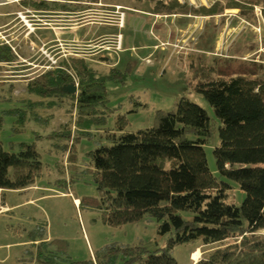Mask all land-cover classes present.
<instances>
[{
  "label": "rangeland",
  "instance_id": "374dc122",
  "mask_svg": "<svg viewBox=\"0 0 264 264\" xmlns=\"http://www.w3.org/2000/svg\"><path fill=\"white\" fill-rule=\"evenodd\" d=\"M157 1L0 0V46L14 55L11 61H0V141L6 151L33 144L42 164L34 190L7 193L9 201L31 196L35 202L20 205L15 216H0V227H9L0 242L24 240L44 227L43 235L63 239L68 258L79 264H96L111 245L166 246L173 233H159V222L147 215L117 226L104 221L102 209L92 202L102 192L89 152L98 143L108 144L106 137L119 134V125L125 132L151 126L155 110L172 109L181 96L202 107L213 124L204 149L210 172L229 185L225 201H243L245 192L218 175L213 151L220 121L195 87L219 75L264 79V0H159L173 5L171 14L156 13ZM78 25L83 26L81 33L69 32ZM108 25L113 27L102 30ZM74 59L85 60L95 76L110 77L106 97L91 113L78 111L77 91L42 95L28 89L59 69L69 72L78 87L70 67ZM42 84L36 85L43 89ZM256 233L264 236V229ZM218 244L193 239L176 244L171 253L177 264H194L193 250H200L199 260ZM16 245L0 251L9 252L6 264L22 254L23 247ZM28 246L34 250L35 244ZM115 264H121L119 256Z\"/></svg>",
  "mask_w": 264,
  "mask_h": 264
},
{
  "label": "trees",
  "instance_id": "16d2710c",
  "mask_svg": "<svg viewBox=\"0 0 264 264\" xmlns=\"http://www.w3.org/2000/svg\"><path fill=\"white\" fill-rule=\"evenodd\" d=\"M160 3L153 7L156 13H175L173 5ZM13 58L9 47L0 46V61ZM72 63L79 79L76 107L91 113L106 97L105 80L110 77L95 76L83 59ZM72 81L69 72L53 70L28 89L46 95L62 92L61 87ZM195 89L220 121L219 144L213 151L218 175L245 192L243 201L240 205L225 201L229 185L210 172L204 149L213 124L202 107L181 96L172 109L155 110L151 126L125 132L119 125V134L106 137L108 144L98 143L89 152L94 181L102 192V198L92 202L102 209L104 221L117 226L147 215L159 222V233L171 232L174 237L154 249L111 245L96 264H115L117 256L121 264H177L173 246L193 239L220 243L194 264H264V236L256 233L264 229V79L219 75ZM41 170L33 144L21 143L17 151H6L0 141V190L30 187ZM39 228L29 235L39 240L35 257L40 264H79L68 258L63 239L44 241L45 228ZM48 246L55 250H47Z\"/></svg>",
  "mask_w": 264,
  "mask_h": 264
},
{
  "label": "crops",
  "instance_id": "0c3cea01",
  "mask_svg": "<svg viewBox=\"0 0 264 264\" xmlns=\"http://www.w3.org/2000/svg\"><path fill=\"white\" fill-rule=\"evenodd\" d=\"M111 26L113 27V25H108L105 27L101 26V28H102V30H104V29L111 28ZM82 27H83L82 25H78L76 27L75 26L70 27L69 29H75V30H69V32L80 30L79 33H81ZM120 37H121V35H119V38ZM36 186L37 185L34 183L32 186L27 187V188L22 189V190H0V216L7 214V213H8V217H10L11 215L15 216L14 211H16L20 205H22L23 203L33 204L35 202V198H33L31 196L26 197L25 200L22 202L11 201V200L9 201V199L7 198V193H13L14 194L17 192H28L29 190H34ZM61 194H64V193H61ZM73 200H74V203H76V204L78 203V202H76V200H78L77 198H74ZM15 219H19V217H16ZM7 231H9V227H8V223H5L4 225H2V227H0V235L5 236ZM43 237H44V239H43L44 241H48L50 239H53V237L48 233L43 235ZM31 238L32 237L29 235L28 238H25L24 240L22 238H20L19 240L15 241L13 243H6L5 241L0 242V251L4 250L8 245L17 244L16 245L17 247H23V248L20 250L22 254L20 255V253H18L17 256L15 255L16 257L14 258V261L12 260L14 264H20L22 262L27 263V264H40L35 257L36 246H37V243L39 242V240H31ZM59 239H61V238H59ZM28 244H32V245L35 244L34 250H31L29 248ZM26 246H28V248H26ZM8 253H9L8 251L5 252L4 254L0 253V264H6L7 260L10 259V255ZM8 264H10V263H8Z\"/></svg>",
  "mask_w": 264,
  "mask_h": 264
},
{
  "label": "water",
  "instance_id": "95a60500",
  "mask_svg": "<svg viewBox=\"0 0 264 264\" xmlns=\"http://www.w3.org/2000/svg\"><path fill=\"white\" fill-rule=\"evenodd\" d=\"M62 90L68 91L70 93L76 92L77 87L74 84H67L61 87Z\"/></svg>",
  "mask_w": 264,
  "mask_h": 264
},
{
  "label": "bare ground",
  "instance_id": "6f19581e",
  "mask_svg": "<svg viewBox=\"0 0 264 264\" xmlns=\"http://www.w3.org/2000/svg\"><path fill=\"white\" fill-rule=\"evenodd\" d=\"M200 257V250L198 248H196L195 250H193L191 252V258L194 262H196L198 260V258Z\"/></svg>",
  "mask_w": 264,
  "mask_h": 264
}]
</instances>
